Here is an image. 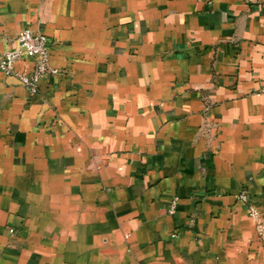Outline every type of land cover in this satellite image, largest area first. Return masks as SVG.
I'll return each instance as SVG.
<instances>
[{
  "label": "crops",
  "instance_id": "obj_1",
  "mask_svg": "<svg viewBox=\"0 0 264 264\" xmlns=\"http://www.w3.org/2000/svg\"><path fill=\"white\" fill-rule=\"evenodd\" d=\"M24 29L58 74L0 71V264H264V0H0Z\"/></svg>",
  "mask_w": 264,
  "mask_h": 264
},
{
  "label": "built area",
  "instance_id": "obj_2",
  "mask_svg": "<svg viewBox=\"0 0 264 264\" xmlns=\"http://www.w3.org/2000/svg\"><path fill=\"white\" fill-rule=\"evenodd\" d=\"M16 41V48L0 52V71L5 76L16 77L31 96L36 95L42 80L50 75L58 74V70L50 65L48 38L44 34L24 29L19 33ZM24 58H29L33 62V67L28 73L16 69L17 63ZM237 199L243 202L248 201L245 194L238 195ZM177 205L178 198H175L168 209L170 215L174 214ZM248 215L254 222L256 234L264 243V220L260 212L253 205H249ZM10 233H13V230H10Z\"/></svg>",
  "mask_w": 264,
  "mask_h": 264
}]
</instances>
